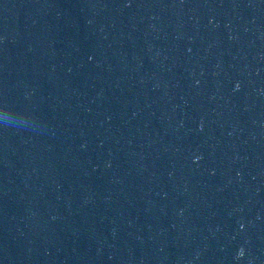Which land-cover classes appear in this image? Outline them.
Listing matches in <instances>:
<instances>
[{
  "label": "water",
  "instance_id": "water-1",
  "mask_svg": "<svg viewBox=\"0 0 264 264\" xmlns=\"http://www.w3.org/2000/svg\"><path fill=\"white\" fill-rule=\"evenodd\" d=\"M0 264H264V0H0Z\"/></svg>",
  "mask_w": 264,
  "mask_h": 264
}]
</instances>
